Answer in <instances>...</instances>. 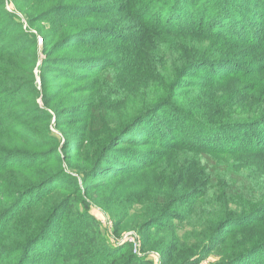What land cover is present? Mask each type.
<instances>
[{
	"label": "trees",
	"instance_id": "trees-1",
	"mask_svg": "<svg viewBox=\"0 0 264 264\" xmlns=\"http://www.w3.org/2000/svg\"><path fill=\"white\" fill-rule=\"evenodd\" d=\"M13 2L0 8V264H151L108 247L92 205L113 235L147 231L142 249L165 264H264V0ZM39 57L43 104L77 124L56 127L62 143L36 103ZM122 181L149 197L114 195Z\"/></svg>",
	"mask_w": 264,
	"mask_h": 264
},
{
	"label": "rangeland",
	"instance_id": "rangeland-1",
	"mask_svg": "<svg viewBox=\"0 0 264 264\" xmlns=\"http://www.w3.org/2000/svg\"><path fill=\"white\" fill-rule=\"evenodd\" d=\"M3 5H0V8H5L8 12L11 11H15L16 10V6L14 5L13 0H2ZM18 17L20 18V22H22V29L23 30H27V24H26V18L25 16H23L20 12H16ZM30 31H28L29 33ZM15 33H20V30L16 29ZM32 34L33 33H29ZM31 37V35H30ZM33 37V36H32ZM0 41H4L5 43H8L7 40H4V37L0 38ZM37 41V45H41V40L37 37L36 38ZM27 47H29V45H27ZM39 53V52H38ZM39 56H41V54H39ZM42 57V56H41ZM40 64V57L39 59L37 58L36 62H35V66H34V75H35V85H36V90L37 93L35 95L36 97V103L38 104V106L42 107L50 116L49 120H48V129L50 131V133L55 134L58 136V139L61 141L60 143L63 142V136L60 132H58V129L56 128L58 125H61V129H63V131H68L70 132L72 129H74L75 127H77V124H73L71 122H64V121H56V114L55 112L48 106H45L43 104V90H42V79L39 75V69L38 66ZM47 77V76H46ZM48 78V77H47ZM146 179H142L139 184H145L146 183ZM128 182V183H126ZM114 186V185H112ZM110 186V187H112ZM144 187L142 188H138L135 186L134 181H122V183L117 186L115 188V194L119 193L120 195H136L137 197L140 198V201L142 200H146L149 196L148 194H146V192L143 190ZM110 192L106 191L105 192V201L108 200V196H109ZM115 196H113L114 198ZM106 208H109L108 206H105ZM133 207H139L141 208V202H137L133 205ZM89 213L95 217V219L97 221H99L100 226H101V231H102V235L104 238V242L108 245V247L110 246L112 247H119L121 246V244L124 243H128L126 241V233L129 232H134L136 233L138 240H139V246H137V248L133 249L132 247V254L136 255V259L137 260H141L144 259L146 261L151 262V264H165L164 262H162V258H161V254L158 251H155L154 248H152V250H148L149 248L146 249H142L141 246V239H144L145 235L147 234V231H142L140 232V234L136 231V229H132V228H128L126 230H124L119 236L117 235H113L112 234V219L110 217V215L104 211V209L100 208L99 206H95L92 205L89 208ZM141 235V236H140ZM154 249V250H153ZM209 260H215L214 257H210ZM175 261H177V259H173L172 262H170L169 264H174ZM180 263V262H179ZM192 263V262H190ZM207 260H203L197 264H206ZM168 264V263H167Z\"/></svg>",
	"mask_w": 264,
	"mask_h": 264
},
{
	"label": "built area",
	"instance_id": "built-area-1",
	"mask_svg": "<svg viewBox=\"0 0 264 264\" xmlns=\"http://www.w3.org/2000/svg\"><path fill=\"white\" fill-rule=\"evenodd\" d=\"M126 236H127L126 241L132 245L135 251L137 246H139V240H138L137 235L134 232H129V233H126Z\"/></svg>",
	"mask_w": 264,
	"mask_h": 264
}]
</instances>
